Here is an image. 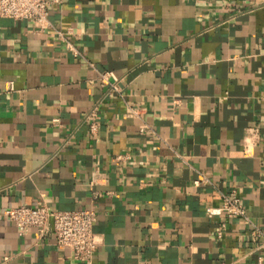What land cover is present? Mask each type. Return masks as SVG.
I'll return each mask as SVG.
<instances>
[{
	"label": "crops",
	"instance_id": "crops-1",
	"mask_svg": "<svg viewBox=\"0 0 264 264\" xmlns=\"http://www.w3.org/2000/svg\"><path fill=\"white\" fill-rule=\"evenodd\" d=\"M49 7L66 39L0 17V264L264 257L250 223L207 210L235 190L264 230V0ZM41 202L96 208L92 263L4 213Z\"/></svg>",
	"mask_w": 264,
	"mask_h": 264
},
{
	"label": "built area",
	"instance_id": "built-area-1",
	"mask_svg": "<svg viewBox=\"0 0 264 264\" xmlns=\"http://www.w3.org/2000/svg\"><path fill=\"white\" fill-rule=\"evenodd\" d=\"M61 0H0V17L15 19H32L41 25V28H53L56 34L66 39L64 32L54 26L50 21L51 3ZM69 48L78 54V49L72 44ZM110 72L102 74V79L108 81ZM117 89V88H116ZM135 111L134 108H130ZM89 116L92 120V129L96 130L99 120L97 108H93ZM209 180H196V184ZM223 202L220 206H209L207 210L212 214L226 213L230 217H242L253 227V240L258 244L257 248H264V230L253 223L247 214L241 197L234 190L231 193H222ZM5 215L15 222L19 233L24 235L31 227L37 228L40 237L54 235L55 244L59 247H69L75 258L92 263L94 254L102 242V238L94 231V223L97 219V210L94 206L81 210H54L45 202L36 206L20 205L10 207L4 211ZM261 238V239H260ZM224 264H264V257L260 256L255 263H239L231 261Z\"/></svg>",
	"mask_w": 264,
	"mask_h": 264
}]
</instances>
